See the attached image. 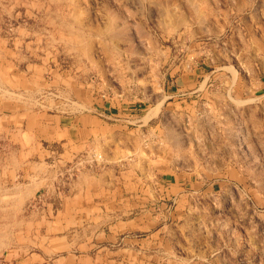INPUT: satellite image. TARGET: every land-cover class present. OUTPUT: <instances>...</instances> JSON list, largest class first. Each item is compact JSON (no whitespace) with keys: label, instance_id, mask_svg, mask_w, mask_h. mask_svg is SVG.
Instances as JSON below:
<instances>
[{"label":"rangeland","instance_id":"374dc122","mask_svg":"<svg viewBox=\"0 0 264 264\" xmlns=\"http://www.w3.org/2000/svg\"><path fill=\"white\" fill-rule=\"evenodd\" d=\"M14 63L29 112L102 96L134 114L119 116L125 146L155 158L158 176H184L151 264H264V0H0V74ZM99 148L78 153L76 171L102 166ZM62 162L33 165L52 195L70 181L71 165L58 181ZM42 192L22 214L0 213V264H64L68 248L29 215Z\"/></svg>","mask_w":264,"mask_h":264},{"label":"crops","instance_id":"0c3cea01","mask_svg":"<svg viewBox=\"0 0 264 264\" xmlns=\"http://www.w3.org/2000/svg\"><path fill=\"white\" fill-rule=\"evenodd\" d=\"M7 68L9 72L0 74V193L10 201L0 203V213H21L17 208L23 206L11 205L17 201L11 197L17 184H23L11 181L16 174L24 183L33 178L37 184L46 179L52 182L45 173L33 170L34 162L52 156L55 162L63 160L57 173L58 181H63L62 170L76 162L78 153L100 146L102 166L76 171L59 195L38 184L30 195L23 194V204L44 188L29 215L42 221L38 236L68 248L59 260L64 264H151V248L157 243L165 247L170 238L173 210L180 209L186 191L184 176H158L155 158L125 146L129 126L119 116H133L132 112L115 113L106 99L91 93L81 102L73 100L66 109L29 112L23 106V70L16 63ZM57 201L61 206L52 208Z\"/></svg>","mask_w":264,"mask_h":264},{"label":"bare ground","instance_id":"6f19581e","mask_svg":"<svg viewBox=\"0 0 264 264\" xmlns=\"http://www.w3.org/2000/svg\"><path fill=\"white\" fill-rule=\"evenodd\" d=\"M151 1V0H150ZM162 1V0H161ZM150 3V2H149ZM195 6V5H194ZM196 7V6H195ZM187 11V10H186ZM198 14V13H197ZM122 15V14H121ZM123 16V15H122ZM176 16V15H175ZM124 17V16H123ZM174 17V16H173ZM75 18V17H74ZM173 19V18H172ZM180 19H182V18H180ZM178 20V19H177ZM107 21V20H106ZM176 21V20H175ZM63 22V21H62ZM61 22V23H62ZM108 22V21H107ZM111 23V22H110ZM174 24V23H173ZM179 24V23H178ZM163 25V24H162ZM61 26V25H60ZM70 26V25H69ZM110 26H111V24L109 25V26H107L108 27V29L107 30H109V28H110ZM100 27V26H99ZM120 29V28H119ZM106 30V31H107ZM113 32V31H112ZM117 32V31H116ZM68 33H70V32H68ZM76 33V32H75ZM74 33V34H75ZM113 35V34H112ZM78 39H80V38H78ZM235 76V75H234ZM251 98V97H250ZM77 102V101H76ZM75 102V103H76ZM41 103V102H40ZM77 104V103H76ZM76 104H75V106H76ZM84 104V103H83ZM80 105H81V103H80ZM79 106V105H78ZM84 106V105H83ZM83 109V108H82ZM149 110V109H148ZM158 112V108H153L152 107V109L149 111V112H147V114H146V118H149L150 116H152V115H154V114H156ZM33 182H29V183H26V184H19V185H17V187H16V191L12 194V196L11 197H13L12 198V200L14 199V200H17L16 202H15V204L13 203V204H11L13 207H14V209H16L17 207H22V205H23V194H26V196H27V194H29V193H31L32 191H33V189H34V186H37L38 184L36 183V180H34V178H33V180H32ZM79 184V183H78ZM0 185H2V184H0ZM1 187V186H0ZM3 189V188H2ZM14 191V190H13ZM1 194V193H0ZM30 195V194H29ZM10 197V198H11ZM25 197V196H24ZM0 198H4V202H7V201H9L8 199L9 198H7V197H5V195H1V197ZM19 200V201H18ZM3 201V200H2ZM1 202V201H0ZM12 202V201H11ZM3 207V206H2ZM5 208V207H4ZM13 210V209H12ZM17 210H20L19 208H17ZM14 213V215H16L17 214V212H16V214H15V212H13ZM6 214H8V213H6ZM22 214V213H21ZM8 215H11V214H8ZM18 215V214H17ZM12 216H13V214H12ZM3 217V216H2ZM6 217V216H5ZM4 217V218H5ZM15 216H13V218H14ZM8 219V218H7ZM13 220H15V219H13ZM5 222V221H4ZM14 222V221H13ZM5 224V223H4ZM3 229V228H2ZM9 230V229H8ZM12 232V231H11ZM8 233V232H7ZM4 234V233H3ZM7 235V234H6ZM9 238H10V236H9ZM5 240V239H4Z\"/></svg>","mask_w":264,"mask_h":264},{"label":"built area","instance_id":"2783aa9c","mask_svg":"<svg viewBox=\"0 0 264 264\" xmlns=\"http://www.w3.org/2000/svg\"><path fill=\"white\" fill-rule=\"evenodd\" d=\"M79 164H81V160H78L77 162L71 164V168H69V170H68V176H73L75 174V172H76V169L75 168Z\"/></svg>","mask_w":264,"mask_h":264}]
</instances>
